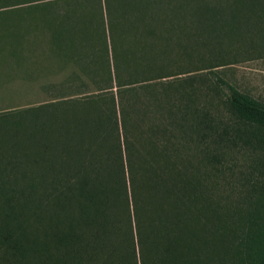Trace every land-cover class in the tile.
<instances>
[{
    "label": "trees",
    "instance_id": "1",
    "mask_svg": "<svg viewBox=\"0 0 264 264\" xmlns=\"http://www.w3.org/2000/svg\"><path fill=\"white\" fill-rule=\"evenodd\" d=\"M21 5L40 27L0 31V64L39 43L24 76L57 79L0 109V264H264V102L221 68L264 51V0Z\"/></svg>",
    "mask_w": 264,
    "mask_h": 264
},
{
    "label": "rangeland",
    "instance_id": "2",
    "mask_svg": "<svg viewBox=\"0 0 264 264\" xmlns=\"http://www.w3.org/2000/svg\"><path fill=\"white\" fill-rule=\"evenodd\" d=\"M23 6L26 5H21L17 8L0 9V31L16 30L21 32L23 31L21 26L25 25L26 20H29V23L33 21L39 22L38 25L40 27L41 17L39 12L33 11L32 13H25V7ZM36 29L30 32L33 33ZM36 45L34 44V47L28 46L21 49V58L28 61L25 66L21 65V63L18 64L12 58L8 59V63L0 64V109L6 108L7 102L10 101L21 102V106H24L35 100L42 99L45 95H41L39 92L40 84L43 83L44 79H57L55 76L51 77L50 75L36 81H34L33 78L29 80L25 78L23 71L29 69V62L34 61L44 50L43 45L39 43ZM246 47L247 46L240 45L238 49L239 55L236 58H228L221 68H223L222 70L224 71L226 79L236 85L239 90L264 102V51L249 50L253 53L246 54L245 52L248 51L245 50ZM36 61L34 65H36ZM252 156H256V153L251 154L250 150L244 151L242 149L237 155L233 156L225 163V173L229 175V179L223 178V180L216 181V183L218 182L219 184L218 187H215L217 192H223L222 189L227 188L225 193H233L231 195H234L237 201L240 199L237 195H242L244 190L238 187L239 183L247 184V180L250 179V172L259 175L258 171L252 168L254 165L251 158ZM256 167L257 169L261 168L258 163ZM222 185L226 186L220 187Z\"/></svg>",
    "mask_w": 264,
    "mask_h": 264
}]
</instances>
